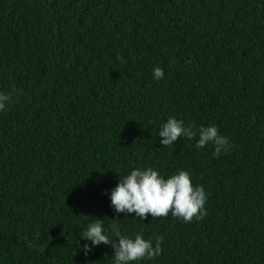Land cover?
I'll use <instances>...</instances> for the list:
<instances>
[{"label": "trees", "instance_id": "1", "mask_svg": "<svg viewBox=\"0 0 264 264\" xmlns=\"http://www.w3.org/2000/svg\"><path fill=\"white\" fill-rule=\"evenodd\" d=\"M0 93V264H113L81 251L95 219L163 237L131 264H264V0H0ZM169 117L196 137L162 146ZM202 126L229 150L196 148ZM149 167L187 171L203 219L116 213Z\"/></svg>", "mask_w": 264, "mask_h": 264}, {"label": "clouds", "instance_id": "2", "mask_svg": "<svg viewBox=\"0 0 264 264\" xmlns=\"http://www.w3.org/2000/svg\"><path fill=\"white\" fill-rule=\"evenodd\" d=\"M164 76L161 68L153 70V79L159 81ZM11 99V93H0V111L5 110V103ZM195 125H184L182 120L169 117L160 127L158 136L162 139V146L173 145L178 138L192 140L196 137ZM198 140L195 147L200 149L211 144L214 146L213 156H218L222 151L227 152L231 145L228 138L221 136L217 127H200ZM207 195L201 186L194 187L187 171H179L178 174L163 178L153 168L133 169L124 178H119L115 188L111 190V206L116 213H135L140 220H144L150 214L152 218L166 217L169 213L174 218H179L185 223H191L193 219H203L207 214L204 205ZM113 221L118 219H111ZM111 237L117 238L115 241ZM82 240L90 241L91 246L85 243L81 251L87 256L93 246L110 245L113 252V264H131L142 259L152 260L162 252L163 237H155L153 240H145L141 234L135 238H129L122 234L120 226L113 222L105 230L103 220L95 219L87 230L82 233ZM51 236L47 242L50 243ZM31 246V245H29ZM80 247V245H79Z\"/></svg>", "mask_w": 264, "mask_h": 264}]
</instances>
